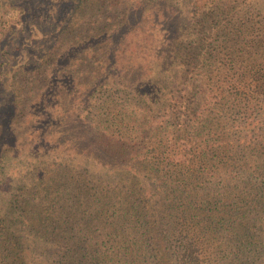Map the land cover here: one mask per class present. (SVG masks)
<instances>
[{"label":"trees","instance_id":"obj_1","mask_svg":"<svg viewBox=\"0 0 264 264\" xmlns=\"http://www.w3.org/2000/svg\"><path fill=\"white\" fill-rule=\"evenodd\" d=\"M85 2L79 0L77 7ZM253 3L264 8V0ZM158 4L153 3V10ZM172 6L164 5L149 17L144 61H121L123 50L117 47L127 32L125 25L141 24L134 3L112 35L88 37L85 53L82 44L71 47L78 46L76 57L82 53L90 63L97 45L106 56L88 84L95 78L116 80L109 72L113 68L129 69V83L154 104L147 108L92 94L75 119L70 107L66 109L65 120L71 124L66 122L58 132L68 136L51 148L65 158L56 176L45 185H0V264H264V185H245L232 168L226 138L231 126L214 121L220 109L216 103L207 105L213 99L206 100L205 89L201 104L190 107L161 111V101L154 99L156 87L180 85L185 60L193 61L198 52L195 43L183 51L175 39L182 11ZM110 35L118 37L116 45L109 42ZM207 38L200 37L204 48L213 44ZM230 50L218 54L226 56ZM257 65L260 75L239 66L243 76L223 80L216 102L231 100L233 88L242 94L244 87L246 98L255 84L264 91V64ZM6 84L15 89L13 82L4 81L0 94ZM94 84L98 88L103 83ZM11 106L9 98L5 112ZM156 108L162 119H155ZM38 148L45 151L46 141ZM234 150L242 151L239 146ZM120 171L132 177L129 185L109 182Z\"/></svg>","mask_w":264,"mask_h":264},{"label":"rangeland","instance_id":"obj_2","mask_svg":"<svg viewBox=\"0 0 264 264\" xmlns=\"http://www.w3.org/2000/svg\"><path fill=\"white\" fill-rule=\"evenodd\" d=\"M78 1L0 0V83L10 81L15 88L12 90L6 84L7 88H1L0 94V185H45L51 175L56 176L65 158L60 155L62 152H52L51 148L68 136L58 132L66 122L71 124L70 120H65L66 109L70 107L69 114L75 119L77 109L88 107L90 95L121 97L147 108L154 104L147 93L134 89L129 83V69L120 72V67L113 68L109 72L115 74L116 80L107 82L104 78H95L92 85L88 84L92 72L98 70L106 58L97 45L96 54L91 53L93 62L86 61L82 53L87 51L88 37L105 32L112 35L114 29L123 26L128 19L129 4L133 3L139 6L137 20L141 24L125 25L123 29L127 26V32L122 40L110 35L109 42L115 45L116 38L119 39L121 46L117 47L123 50L121 61L129 60L133 64L144 61L141 57L146 53V42L151 34L149 17L159 12L158 8L164 9V5L171 3L173 11H182L180 32L175 39L183 51V47L195 43L198 52L193 61L185 60L180 85L169 83V86L156 87L154 99L161 101V111L174 105L190 107L201 104L205 89L206 100L213 99L207 105L216 103L221 111L214 121L231 126L226 138L230 151L232 149L229 152L232 168L240 173L245 185H264V91L255 84L248 86L251 89L248 98L244 87L242 94L238 88H233L231 100L221 98L216 102L215 96L221 92L223 80L233 82L243 76L239 66L246 72L252 71L253 75L262 72L256 69L258 63L260 67L264 64L263 6H254V0H171L169 3L168 0H86L83 7H77ZM155 2L159 4L153 10ZM184 14L189 17L184 18ZM42 30L46 31L45 36ZM118 34L122 36V32ZM200 37H208L213 44L204 48ZM80 44L79 47L84 48L76 57L79 47L73 51L71 47ZM221 48L231 49L233 55H219L218 51L224 53ZM28 63V67L17 70ZM94 82L103 84L97 88ZM9 98L11 111L5 112ZM155 110V119H162L159 109ZM43 140L50 150L38 148ZM235 146L242 151L236 152ZM134 161L143 172V163ZM146 172L144 168L143 173ZM130 178L125 171H120L109 182L124 181L129 185Z\"/></svg>","mask_w":264,"mask_h":264}]
</instances>
